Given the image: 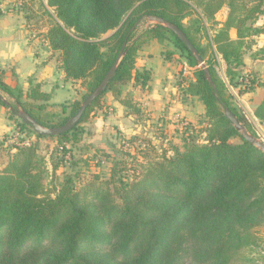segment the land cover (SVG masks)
<instances>
[{"label": "trees", "instance_id": "obj_1", "mask_svg": "<svg viewBox=\"0 0 264 264\" xmlns=\"http://www.w3.org/2000/svg\"><path fill=\"white\" fill-rule=\"evenodd\" d=\"M39 6L49 16L43 40L57 53L65 78L79 83L87 94L108 72L125 42L113 77L80 122L108 92L124 107L139 111L131 94L122 95L123 87L131 82L149 88L150 71L136 69V57L143 45L156 40L171 42L183 52L193 77L177 87L204 106L206 124L204 136L190 134L181 149L155 150L151 141L144 140V146L135 149L134 167L112 162L108 175L96 171L79 177L76 172L51 187L46 184L48 166L55 172L58 164L47 162L35 141L14 142L16 150L0 169V264H261L264 153L224 115L229 108L255 135L233 104L218 72L217 55L226 63L230 84L237 85L233 78L238 76L240 93L252 89V78L242 86L244 76L235 69L243 63L246 39L264 32V20L256 25L264 16V0H40ZM223 7L226 16L218 22L215 15ZM150 15L176 24L186 34L212 83L163 25L148 23L135 32ZM0 90L46 127L64 124L80 105L78 100L68 107L62 104L50 115L48 92L37 84L26 92L12 87L1 69ZM254 115L264 123V98ZM16 124L21 133L29 130L38 139L46 137L20 120ZM48 137H55L66 151V144L78 142L80 133L74 126Z\"/></svg>", "mask_w": 264, "mask_h": 264}, {"label": "rangeland", "instance_id": "obj_2", "mask_svg": "<svg viewBox=\"0 0 264 264\" xmlns=\"http://www.w3.org/2000/svg\"><path fill=\"white\" fill-rule=\"evenodd\" d=\"M39 2L40 0H0V9L3 11L2 16L16 15L20 21L19 28L28 35L29 42H37V45L45 49L42 35L49 23V16L39 6ZM45 9L53 12L48 6ZM226 11V7L221 8L216 13L215 19L218 22L223 21ZM187 20H183L184 24H187ZM263 20L264 16H260L256 25L262 24ZM148 23L147 19L141 22L135 32H139ZM206 26L210 34L212 27L209 23ZM161 56L170 66L171 80L167 86H172L175 82L185 84L186 80L192 79L193 69L188 66L183 52L171 42L163 44ZM217 68L223 73L219 66ZM60 81L58 79L54 86L58 89L57 96L52 97L47 103L46 111L50 115L58 113L62 104L68 107L75 100L81 104L87 95L86 89L79 83H74L69 88ZM13 86L23 88L18 83ZM127 93L133 96L135 106L139 107L138 112L124 107L114 100L109 92L106 93L101 99L100 106L94 108L85 121L76 125L80 133L79 141L67 143L64 151L55 137L46 136L38 139L29 130L19 132L16 122L20 119L15 115L14 100L0 90V97L12 106L9 108L0 102V116H4L14 124L0 134V169L5 167L11 154L16 150L12 148L14 142L22 144L24 141H35L38 153L47 162L58 164L55 172L51 171L52 165L48 166L46 184L51 187L63 181L65 176H73L76 172L79 177L96 171L101 175H108L112 162L121 164L125 162L129 167H134L135 149L140 145L143 147L144 140L151 141L156 147L155 150L171 152L174 147L181 149L184 140L190 134L197 138L204 136L202 128L206 123L204 113L201 112L204 107L195 98L187 97L180 90H176L175 94L168 90V101L166 98L165 103L158 109L149 101L148 104L137 103L136 99L141 94L131 82L123 87L122 95ZM236 108L243 114L242 109L237 106ZM245 119L255 136L264 142V123L246 116ZM31 130L33 131L32 128ZM258 236L259 244L261 243L259 256H261V264H264V229L260 230Z\"/></svg>", "mask_w": 264, "mask_h": 264}, {"label": "crops", "instance_id": "obj_3", "mask_svg": "<svg viewBox=\"0 0 264 264\" xmlns=\"http://www.w3.org/2000/svg\"><path fill=\"white\" fill-rule=\"evenodd\" d=\"M18 24L20 21L16 15H0V69L3 71L5 83L12 87H18L13 86L18 83L23 87L19 86L24 92L37 84L42 91L50 94V99L57 96L58 89L54 86L58 79L71 88L74 82L66 79L64 72L59 68L57 53L50 49L46 41L43 44L45 49L37 45V42L30 43L28 35L19 28ZM229 34L232 39L236 38L234 29H231ZM246 42L248 46L242 57L243 63L235 71L237 75H247L252 78V89H246L240 93L241 84L238 81L241 79L238 76L233 78V81L238 83L237 85L229 83L225 73L226 63L220 55H217V60L223 73L218 72L228 92L232 95L234 104L242 109L246 117L257 120L254 110L264 98V32L247 38ZM163 44L153 40L143 45L137 53L135 64L136 69L146 68L150 71L149 88L142 89L136 85V90L141 94L136 102L148 104L149 101L153 107L158 109L165 103L168 90L172 94L178 91L176 82L172 86H167L171 76L170 66L161 56ZM187 97L197 100L196 97ZM166 100L168 101V98ZM201 112L204 113V109ZM11 124L9 119L0 116V134L3 130L10 128Z\"/></svg>", "mask_w": 264, "mask_h": 264}, {"label": "water", "instance_id": "obj_4", "mask_svg": "<svg viewBox=\"0 0 264 264\" xmlns=\"http://www.w3.org/2000/svg\"><path fill=\"white\" fill-rule=\"evenodd\" d=\"M146 19L151 24L157 23V24L163 25L168 30L173 32L178 37V39L185 45L187 50L193 55L198 65L204 69V73L206 75L207 80L210 83H212V78L209 74L208 68L206 67L205 62L202 59L197 48L194 46V44L189 40L186 34L176 24L162 17L156 16V15H150ZM124 46H125V42L123 43L122 48L117 55V58L115 59L114 63L112 64L108 72L104 75V77L99 82V84L90 93L86 95V97L83 99L82 103L79 105L75 113L64 124L59 125V126H54V127H46L40 124L36 119H34L30 114H28L24 109L20 108L18 105H16V108H15V115L24 124L30 126L33 129V131L38 135L57 136V135L63 134L71 130L74 126H76L81 121V118L83 114L85 113L86 109L106 89L108 82L113 77L116 67L118 66L124 54ZM0 100L6 105H8L9 108H12V106L9 105L8 102H6L3 98L0 97ZM224 115L246 141L254 145L262 153H264V142L258 139L257 136H255L254 134L250 133L246 129L245 125L239 121L238 117L229 108H225Z\"/></svg>", "mask_w": 264, "mask_h": 264}, {"label": "built area", "instance_id": "obj_5", "mask_svg": "<svg viewBox=\"0 0 264 264\" xmlns=\"http://www.w3.org/2000/svg\"><path fill=\"white\" fill-rule=\"evenodd\" d=\"M248 80H249V77L247 75H244V81H243L244 86L246 83H248Z\"/></svg>", "mask_w": 264, "mask_h": 264}]
</instances>
